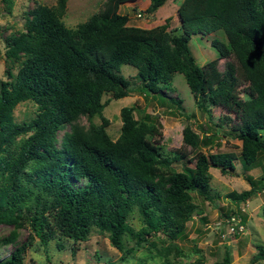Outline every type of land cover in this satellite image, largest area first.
I'll list each match as a JSON object with an SVG mask.
<instances>
[{"label": "trees", "instance_id": "16d2710c", "mask_svg": "<svg viewBox=\"0 0 264 264\" xmlns=\"http://www.w3.org/2000/svg\"><path fill=\"white\" fill-rule=\"evenodd\" d=\"M66 1L57 0L56 7L36 5L26 15L24 31L5 38L10 65L7 80L0 81V224H27L44 244L56 236L84 241L96 229L123 251L126 237L154 246L151 238L177 239L196 209L192 193L212 198L211 168L248 182V189L227 194L236 204L264 189L249 173L262 165L259 155L264 153V0H182L179 33L169 31L167 23L150 28L128 24L120 7L137 0H104L97 12L69 28L61 19ZM149 1L141 12H155L168 0ZM2 2L12 6V0ZM215 31H222L225 41L214 38L212 47L219 58H230L222 72L216 60L198 65L189 47L192 35ZM121 65L136 69L137 89L144 94L169 89L181 73L201 110L211 116V107L222 106L235 114L236 122L224 116L225 123H233L222 133L239 140L240 151H198L189 167L184 153L164 152L155 117L144 113L135 118L133 106L121 108L122 126L113 140L102 96L120 99L135 87L120 73ZM240 80L248 82L245 98L237 91ZM24 101L32 102L36 112L17 122L13 110ZM168 101L180 107V99ZM81 117L88 125L78 123ZM65 125L69 131L57 145ZM182 139L193 148L211 142L190 125L183 128ZM177 161L183 162L180 170L171 166ZM135 209L142 223L136 232L128 222ZM231 214L245 223L236 211L224 215ZM15 239L14 230L0 239L15 244L0 256V264H24L30 243ZM256 257L264 259L262 247ZM230 261L227 253L215 264Z\"/></svg>", "mask_w": 264, "mask_h": 264}, {"label": "rangeland", "instance_id": "374dc122", "mask_svg": "<svg viewBox=\"0 0 264 264\" xmlns=\"http://www.w3.org/2000/svg\"><path fill=\"white\" fill-rule=\"evenodd\" d=\"M103 1L67 0L61 12V19L69 28H76L97 12ZM138 1L137 5L143 8H146L144 6L150 2ZM181 1L168 0L155 12L147 14L142 11V17L138 19L134 16L137 12L133 9L135 4H123L120 11L129 16L127 23L130 25L150 28L167 23L169 31L179 33L177 7ZM38 4L56 7L57 0H12L11 7L0 0V81L7 80L5 70L10 65L5 54V38L24 31L28 11ZM214 38L225 41L222 31L206 35L194 34L189 40V47L198 65L205 66L208 62L216 60L218 71L222 72L225 61L230 58L218 57L217 51L211 44ZM13 71L15 72V68ZM120 73L135 86V89H131L127 96L120 99H114L111 93H104L102 96V101L106 102L102 114L109 120L106 130L113 140L119 136L122 126L121 108L133 106L135 118H140L144 113L155 117L162 132L160 143L164 147V152L168 155L174 152L184 153V160H191L187 163L189 167L194 166V156L198 151L203 153L240 151L241 142L231 135L222 133V130L226 132L228 126L236 122L235 114L228 112L222 106L211 107V116L201 110L197 105V98L191 93L181 73L174 75L169 89L162 88L155 95L144 94L137 89L141 83L135 76V68L121 65ZM247 88L248 82L240 80L237 87L240 98H245ZM159 96H163L167 102L161 103ZM170 97L180 99V107L168 101ZM35 112V105L30 101H24L16 105L13 116L17 122L27 121L35 115ZM228 114L234 118L232 123L224 122L223 118ZM94 121L100 123L101 119L96 117ZM78 123L86 126L88 120L86 117H81ZM185 125H190L201 138L209 137L210 144L198 148L186 145L182 139ZM217 129H219L218 133ZM67 131H69L68 125L58 131L57 145H60L62 135ZM259 158L262 165L251 169L249 173L259 180V185L264 187V153H261ZM182 164L183 162L177 161L171 166L180 170ZM237 165L235 172L240 174L241 165L238 163ZM208 173L212 198L207 199L192 193L196 209L191 219L186 222L182 234L175 240L151 238V241L156 242L154 246L145 241L139 243L135 237H126L125 248L120 251L112 247L106 235L93 229L84 241L73 242L56 236L44 244L37 236L32 235L27 224L23 226L0 224V239L14 230L17 243L24 241L30 243L25 252L24 264H159L167 259L175 264H193L199 259H202L203 264H215L222 261L227 253L231 256L230 264H264V259L256 257L259 248L264 249V189L249 200L236 204L226 196L233 190L240 192L249 188L248 182L242 175L224 174L216 168L209 169ZM231 211L243 214L244 230L230 229L232 224L224 218V214ZM139 217L136 209L128 217L134 232L141 227ZM14 245V243H0V256L9 254Z\"/></svg>", "mask_w": 264, "mask_h": 264}, {"label": "built area", "instance_id": "2783aa9c", "mask_svg": "<svg viewBox=\"0 0 264 264\" xmlns=\"http://www.w3.org/2000/svg\"><path fill=\"white\" fill-rule=\"evenodd\" d=\"M134 16L138 19L140 17H142V12L140 10H137L136 14H134ZM226 220H228V222H230V224H232L231 226V230H234L235 228L238 229H242L244 230V226L245 223L241 222V218L240 216H237L235 214H231L229 217H224Z\"/></svg>", "mask_w": 264, "mask_h": 264}, {"label": "crops", "instance_id": "0c3cea01", "mask_svg": "<svg viewBox=\"0 0 264 264\" xmlns=\"http://www.w3.org/2000/svg\"><path fill=\"white\" fill-rule=\"evenodd\" d=\"M138 2H139V1L137 0V1L134 2V3H126V5H127V4H129V5H134V4H135L134 6H136ZM148 5H149V4H148ZM148 5H147V6H148ZM147 6H144V7H147ZM120 8H121V7H120ZM137 9L142 10V9H146V8H143V7L139 6V4H138V5H137ZM120 10H121V9H120ZM120 10H119V11H120Z\"/></svg>", "mask_w": 264, "mask_h": 264}]
</instances>
